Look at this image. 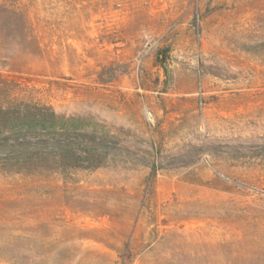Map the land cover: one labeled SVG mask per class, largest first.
Listing matches in <instances>:
<instances>
[{
  "label": "rangeland",
  "instance_id": "1",
  "mask_svg": "<svg viewBox=\"0 0 264 264\" xmlns=\"http://www.w3.org/2000/svg\"><path fill=\"white\" fill-rule=\"evenodd\" d=\"M51 110L118 150L0 160V264H264V0H0V129Z\"/></svg>",
  "mask_w": 264,
  "mask_h": 264
},
{
  "label": "trees",
  "instance_id": "2",
  "mask_svg": "<svg viewBox=\"0 0 264 264\" xmlns=\"http://www.w3.org/2000/svg\"><path fill=\"white\" fill-rule=\"evenodd\" d=\"M20 118L10 128L0 129V160L14 166L15 172L36 167L47 159L74 167L97 168L118 150L103 137L89 133L71 136L66 129L53 125L49 128L46 121L59 118L52 110L49 116L35 117V113L28 111Z\"/></svg>",
  "mask_w": 264,
  "mask_h": 264
}]
</instances>
